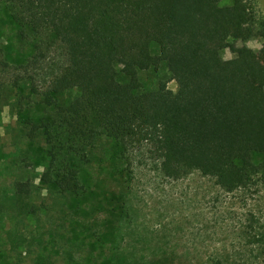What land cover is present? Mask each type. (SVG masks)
<instances>
[{"label": "trees", "instance_id": "obj_1", "mask_svg": "<svg viewBox=\"0 0 264 264\" xmlns=\"http://www.w3.org/2000/svg\"><path fill=\"white\" fill-rule=\"evenodd\" d=\"M0 5L20 43L32 49L24 64L14 66L0 47V101L8 89L27 88L29 96L18 95L14 107L28 113L23 135L29 143L42 140L45 162L36 184L25 155L21 176L0 196L3 244L18 258L53 264L41 238L5 230V224L41 223L43 212L32 197L42 191L66 200L81 197L79 175L101 140L122 155L146 147L170 181L199 173L228 194L264 188V18L254 0ZM254 40L262 41L258 51L246 46ZM226 51L234 58L225 60ZM161 71L166 78L146 90L140 74ZM249 229L251 264H264V221L252 215Z\"/></svg>", "mask_w": 264, "mask_h": 264}, {"label": "rangeland", "instance_id": "obj_2", "mask_svg": "<svg viewBox=\"0 0 264 264\" xmlns=\"http://www.w3.org/2000/svg\"><path fill=\"white\" fill-rule=\"evenodd\" d=\"M264 18V0H254ZM229 0H223V5ZM239 46H241L239 44ZM253 51L261 40L246 44ZM0 47L9 64L19 66L32 49L20 43L17 27L0 5ZM223 58H234L228 51ZM165 72H143L146 90H154ZM168 89L177 91L175 82ZM18 95L28 97L27 88L8 89L0 101V196L21 176L25 155L31 160L29 178L44 169L43 142L29 143L22 123L28 113L14 107ZM69 95L60 97L65 101ZM28 104L24 101V107ZM38 113L43 107L38 106ZM91 163L79 175L85 193L66 200L42 191L32 202L43 212L41 223L25 221L16 228L27 237L41 238L43 251L53 264H251L249 238L251 216L264 221V188L225 193L210 178L193 173L185 179H164L147 148L122 155L106 140L90 153ZM259 156H253L258 163ZM0 232V264H33V257L18 258L3 244Z\"/></svg>", "mask_w": 264, "mask_h": 264}]
</instances>
